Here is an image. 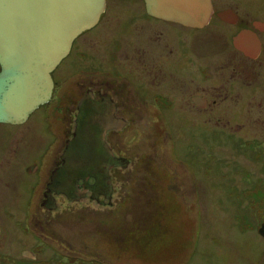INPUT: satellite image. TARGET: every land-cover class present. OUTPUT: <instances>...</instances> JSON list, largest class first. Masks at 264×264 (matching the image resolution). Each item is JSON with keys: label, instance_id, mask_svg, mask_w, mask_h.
<instances>
[{"label": "flooded vegetation", "instance_id": "1", "mask_svg": "<svg viewBox=\"0 0 264 264\" xmlns=\"http://www.w3.org/2000/svg\"><path fill=\"white\" fill-rule=\"evenodd\" d=\"M116 3L106 0L98 22L74 39L70 52L58 64L70 57V66L79 70L78 61H84L83 74L73 84L82 93L67 107L57 104L59 111H65L60 146L55 143L58 135L51 142L48 134L39 136L50 147L56 144L47 163L48 172L46 169L41 174L37 162L23 167L22 152L10 155L12 159L19 157L15 165L22 166L19 171L12 170L23 181L19 201L27 196L26 188L31 190L34 204L26 216L28 232L35 227L44 240L53 238L70 251L74 250L76 234L96 236L92 230L103 228L102 236L108 229L78 228L76 213L90 218L106 216L129 196L138 198L130 191L135 180L145 182L146 175L141 174L144 168L150 170L149 176L154 172V139L202 131L203 124L209 122L217 134L264 136V0H211L212 12L201 26L153 15L146 0H133L131 7L129 2ZM244 31L246 36L236 44L235 38ZM81 41L99 47L87 50ZM58 66L52 72L51 98L21 123L34 112L35 121L51 118L53 108L44 106L55 99L54 72ZM172 112L179 117L174 124ZM185 114L190 115L189 122ZM97 117L99 121L106 119L108 128L87 130ZM128 131L132 147L123 142ZM140 136L151 139L146 150L138 141ZM94 149L99 154L92 157L94 152H89ZM72 153L84 156L78 172L75 166L80 163L72 161ZM167 155L163 160L169 162L172 159ZM163 160L157 159V165ZM36 173L38 178L29 180ZM149 176L146 178L151 182ZM2 228L0 223V234ZM33 254L35 257L22 255L42 260L37 256L41 252ZM22 259L16 263L24 264Z\"/></svg>", "mask_w": 264, "mask_h": 264}, {"label": "rangeland", "instance_id": "2", "mask_svg": "<svg viewBox=\"0 0 264 264\" xmlns=\"http://www.w3.org/2000/svg\"><path fill=\"white\" fill-rule=\"evenodd\" d=\"M131 1L110 0L129 2L130 7ZM81 42L87 50L99 47ZM69 58L54 72L55 99L44 106L54 110L48 122L35 121L37 112L20 125L0 122V264H19L16 259L20 258H24V264H264V235L259 232L264 222V136L217 134L211 131V122L203 124L202 131L154 139V162L158 164L157 159L163 160L168 154L171 163L163 160L155 164L151 171L156 178L144 168L141 174L146 175L145 182L135 180L130 191L138 198L129 196L115 211L98 216L106 222H102L108 228L106 234L101 236L103 228L91 229L96 236L76 234L74 250L70 251L53 238L43 236L44 240L35 227L28 232L26 216L34 204L31 190L26 188L27 196L19 201L23 181L12 170L19 171L22 166L15 165L19 157L12 159L10 155L22 152L23 167L37 162L41 174L46 169L48 172L51 151L56 150L53 147L57 143L60 146L65 125V111H59L57 104L67 107L82 93L73 84L83 74L80 70L84 69V61H78L77 70L70 66ZM172 114L174 124L179 117ZM185 115L189 122L190 115ZM41 134H48L50 142L56 135L59 139L50 147L47 140L41 141ZM130 134L124 133L123 142L132 147L127 140ZM138 141L145 150L152 144L142 137ZM34 178H38L37 173L29 180ZM133 182L132 178L130 184ZM42 186L36 191L40 192ZM80 215L76 214L78 226L102 227L94 223L99 218ZM26 250L41 252L37 256L42 260L24 257Z\"/></svg>", "mask_w": 264, "mask_h": 264}, {"label": "water", "instance_id": "3", "mask_svg": "<svg viewBox=\"0 0 264 264\" xmlns=\"http://www.w3.org/2000/svg\"><path fill=\"white\" fill-rule=\"evenodd\" d=\"M146 1L149 13L191 26L203 25L212 12L211 0ZM105 3L106 0H0V122L21 123L49 101L54 88L52 72L68 55L74 39L98 22ZM246 34H238L235 43ZM98 117L87 130L108 128L106 119L99 121ZM96 151L89 153L94 152V157L99 154ZM82 159V154L73 155L72 161L80 163L75 166L77 172ZM259 232L264 235V222ZM23 255L35 257L28 250Z\"/></svg>", "mask_w": 264, "mask_h": 264}, {"label": "trees", "instance_id": "4", "mask_svg": "<svg viewBox=\"0 0 264 264\" xmlns=\"http://www.w3.org/2000/svg\"><path fill=\"white\" fill-rule=\"evenodd\" d=\"M76 214H78L79 216H81L80 214L81 213H76ZM104 215H106V214H104ZM99 216H103V215H99ZM103 217H105V216H103ZM76 218H77V216H76ZM96 218H99V219H97V220H95V222L94 223H97V222H99L100 224H101V226H103V223H106V222H104V220H102V219H100V217H96ZM95 218V219H96ZM93 220V219H92ZM92 223H93V221H91ZM103 222V223H102ZM87 228H89V227H93V226H95V227H97L96 225H93V226H91V225H85ZM85 226H78L77 225V223H76V227H78V228H81V227H85ZM104 226H106V225H104ZM99 228V227H98ZM100 229V228H99Z\"/></svg>", "mask_w": 264, "mask_h": 264}]
</instances>
